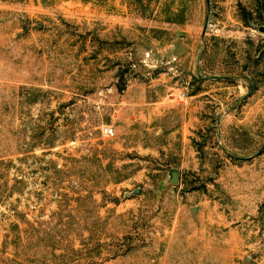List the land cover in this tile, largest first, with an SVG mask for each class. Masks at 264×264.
I'll return each mask as SVG.
<instances>
[{"label": "rangeland", "instance_id": "rangeland-1", "mask_svg": "<svg viewBox=\"0 0 264 264\" xmlns=\"http://www.w3.org/2000/svg\"><path fill=\"white\" fill-rule=\"evenodd\" d=\"M253 3L0 0V264H264Z\"/></svg>", "mask_w": 264, "mask_h": 264}, {"label": "water", "instance_id": "water-1", "mask_svg": "<svg viewBox=\"0 0 264 264\" xmlns=\"http://www.w3.org/2000/svg\"><path fill=\"white\" fill-rule=\"evenodd\" d=\"M258 32L264 34V26L259 27V28H258ZM178 180H179V172L176 171V170H173V171L170 173L169 183L172 184V185H175V184L178 183ZM194 212H195V211H192V213H194Z\"/></svg>", "mask_w": 264, "mask_h": 264}, {"label": "trees", "instance_id": "trees-1", "mask_svg": "<svg viewBox=\"0 0 264 264\" xmlns=\"http://www.w3.org/2000/svg\"><path fill=\"white\" fill-rule=\"evenodd\" d=\"M255 3H253V8H255V12L258 14V19H260L261 21H264V15L263 14V6L261 7L260 3L261 1L259 0H253ZM244 20V19H243Z\"/></svg>", "mask_w": 264, "mask_h": 264}, {"label": "built area", "instance_id": "built-area-1", "mask_svg": "<svg viewBox=\"0 0 264 264\" xmlns=\"http://www.w3.org/2000/svg\"><path fill=\"white\" fill-rule=\"evenodd\" d=\"M181 100L184 98V95L180 96ZM102 136L107 138H112L114 136V130L111 127H104L102 129Z\"/></svg>", "mask_w": 264, "mask_h": 264}]
</instances>
